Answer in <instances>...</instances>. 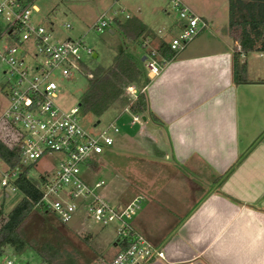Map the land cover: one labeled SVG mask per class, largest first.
<instances>
[{
	"label": "crops",
	"instance_id": "crops-1",
	"mask_svg": "<svg viewBox=\"0 0 264 264\" xmlns=\"http://www.w3.org/2000/svg\"><path fill=\"white\" fill-rule=\"evenodd\" d=\"M133 16L151 45L180 26L177 17L152 25ZM226 34L196 35L162 63L146 81L142 126L121 121L112 144L89 157L86 177L103 180L108 203L138 200L130 224L164 253L144 264H264V61L238 54L234 80L238 47ZM76 219L78 235L111 257L113 229L96 235Z\"/></svg>",
	"mask_w": 264,
	"mask_h": 264
},
{
	"label": "built area",
	"instance_id": "built-area-1",
	"mask_svg": "<svg viewBox=\"0 0 264 264\" xmlns=\"http://www.w3.org/2000/svg\"><path fill=\"white\" fill-rule=\"evenodd\" d=\"M180 23L177 33L167 40L173 55L182 50L207 22L181 0H167ZM38 8L33 0H0V73L6 75L2 92L6 106L0 113V143L16 151L18 159L8 166L0 157V188L15 190L14 181L24 170V176L40 192L34 207L50 210L56 218L67 223L75 216L91 219L100 226L113 224L115 252L101 264H144L164 258L161 248L149 242L130 224L138 208V200L122 202L118 206L108 203L101 194L103 180L86 177L91 155L101 154L119 132L116 123L126 113L131 124L142 126L144 115L131 111L137 95L144 92L146 82L136 87H125L128 102L119 115L96 127L99 120L87 129L80 124L83 113L79 97L76 103L62 108L55 102L62 92V81L76 77L93 79L89 60L94 52L81 37H59L51 22L36 23L32 16ZM99 13L89 29L102 32L113 17ZM124 14V18L128 17ZM70 29L69 22L61 23ZM143 51V71L147 79L156 76L166 61L150 39L144 37L139 44ZM58 155L56 164L45 169L33 165L44 158ZM30 167L35 169L28 177ZM3 193V192H2ZM0 264H19L14 256L0 250Z\"/></svg>",
	"mask_w": 264,
	"mask_h": 264
},
{
	"label": "rangeland",
	"instance_id": "rangeland-1",
	"mask_svg": "<svg viewBox=\"0 0 264 264\" xmlns=\"http://www.w3.org/2000/svg\"><path fill=\"white\" fill-rule=\"evenodd\" d=\"M190 6L196 14L201 13L207 19V27L201 30L196 38L205 36L207 37L211 31L220 32L222 27L225 26L227 37L231 45L237 49L241 37V30L237 26L228 25V11L226 0H182V2ZM33 3L38 8L32 16V20L36 23L46 24L51 22L55 31H58L59 37H70L72 39L81 37L83 42L89 46L93 52L96 53L95 57L89 60V66L92 68L98 67L101 70L107 68L114 55L120 52L132 57L139 68L143 71L142 60L139 59L142 50L137 44L128 41L124 38L116 25L112 22L102 31L96 32L89 29L90 24L95 20L99 13L106 12V15H112L116 10L118 12L115 17L118 20H123L124 14L129 15H148L152 18V25L160 23L164 18L172 20L176 17L175 11L169 7L167 0H33ZM168 12V15H166ZM166 16H168L166 18ZM211 20V21H210ZM69 22L70 29L61 27V23ZM209 28V29H208ZM108 29L113 30L109 33ZM178 31V30H177ZM175 29L164 30L165 38L168 40L171 36L177 33ZM195 39V37L193 38ZM152 46L156 47L157 43L152 41ZM189 43V42H188ZM258 50H252L246 56L247 62L253 61L255 63L264 61V56H259ZM261 53H264L261 52ZM6 75L0 73V113L6 106V97L2 89L4 88V81ZM95 80L93 71V79L87 80L82 77H76L71 81H62V92L58 93L55 102L58 106L66 108L76 103L77 98L84 89L86 83ZM126 84L116 100H114L100 116L93 117L83 115L80 118V124L87 129H95L92 124L95 120H99L96 127L103 123L110 121L113 117L119 115L124 105L128 102L125 87ZM128 115L121 113L116 120L117 125L121 128V121H128ZM58 155L54 154L51 158H44L37 161L33 166L37 169H45L51 165L56 164ZM35 169L30 167L28 177L31 178ZM3 192V193H2ZM7 190L0 188V205L2 213L0 215V223L5 218L6 213L10 208L22 197V194L17 189L9 190L7 196L4 195ZM75 216L67 223L60 222L54 213L50 210H45L42 207H33L31 212L25 218L21 226L22 239L25 245L21 253L13 252L12 248L8 245L3 246V252L6 255H11L16 258L19 264H43L34 255L33 250L39 247L44 242L56 243L67 247L73 248L80 256L81 264H101L107 260V251L103 250L96 243L93 237L86 240L83 235H78L77 229L80 228V223ZM82 226L89 229L96 235L106 234L109 229H112L113 224L100 226L98 223L91 219H83Z\"/></svg>",
	"mask_w": 264,
	"mask_h": 264
},
{
	"label": "trees",
	"instance_id": "trees-1",
	"mask_svg": "<svg viewBox=\"0 0 264 264\" xmlns=\"http://www.w3.org/2000/svg\"><path fill=\"white\" fill-rule=\"evenodd\" d=\"M226 3L228 25L237 26L242 32L238 49L233 52V78L238 81L244 66L237 62L236 56L252 50L264 51V0H226ZM113 23L124 38L137 45L140 44L146 26L137 17L129 15L123 20L113 17ZM156 48L166 60L173 56V51L165 41H159ZM93 71L95 80L86 83L79 95V104L83 115L96 118L118 98L126 84L133 83L134 86L140 87L147 81L144 71L124 52L114 55L110 65L104 70L98 66L94 67ZM145 107L142 93L138 94L136 102L129 106L131 111L139 112H143ZM0 157L8 166H13L18 154L0 143ZM14 186L22 197L10 208L0 223V250L8 245L18 254L27 245L22 239L21 226L39 200L40 192L24 176V170L18 174ZM1 213L0 205V215ZM33 253L43 264H81L76 250L68 249L57 242H44L34 249Z\"/></svg>",
	"mask_w": 264,
	"mask_h": 264
},
{
	"label": "water",
	"instance_id": "water-1",
	"mask_svg": "<svg viewBox=\"0 0 264 264\" xmlns=\"http://www.w3.org/2000/svg\"><path fill=\"white\" fill-rule=\"evenodd\" d=\"M143 59V57L141 58V60Z\"/></svg>",
	"mask_w": 264,
	"mask_h": 264
}]
</instances>
